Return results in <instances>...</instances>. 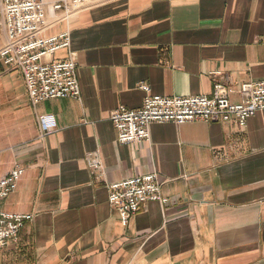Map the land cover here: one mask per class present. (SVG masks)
<instances>
[{
    "label": "crops",
    "instance_id": "0c3cea01",
    "mask_svg": "<svg viewBox=\"0 0 264 264\" xmlns=\"http://www.w3.org/2000/svg\"><path fill=\"white\" fill-rule=\"evenodd\" d=\"M67 30L80 100L33 106L21 70L0 62V178L25 169L0 212L31 217L0 264H264V110L243 129L154 123L137 144H120L110 120L143 106L141 84L173 98L224 82L240 102L243 83L264 80V0H95L47 13L45 37ZM42 115L57 124L43 138ZM151 173L170 202L147 203L124 227L107 186Z\"/></svg>",
    "mask_w": 264,
    "mask_h": 264
},
{
    "label": "built area",
    "instance_id": "2783aa9c",
    "mask_svg": "<svg viewBox=\"0 0 264 264\" xmlns=\"http://www.w3.org/2000/svg\"><path fill=\"white\" fill-rule=\"evenodd\" d=\"M94 0H1L0 30L6 32L7 44L0 50V62L15 65L24 75L29 99L33 106L62 98L81 99L78 82L77 56L71 51V36L67 30L58 36L47 38L44 30L48 12L77 14ZM65 49V59L43 62L44 56ZM145 92L143 106L130 109L121 106L112 112L110 120L117 130L120 144H137L150 140L154 123L184 124L208 122L232 124L245 128L248 120L264 110V80L246 82L238 90L241 101L230 100L231 88L224 82H216L212 96L163 97L151 93L147 84H141ZM41 137L56 129L53 116L38 117ZM93 170H100L99 158L88 157ZM25 173L20 164L0 178V199L14 193ZM164 179L157 173L136 176L113 182L107 186L109 203L118 212L120 222L127 227L134 216L147 203L170 202L162 195ZM30 216L0 212V254L10 244L18 243L21 231Z\"/></svg>",
    "mask_w": 264,
    "mask_h": 264
},
{
    "label": "rangeland",
    "instance_id": "374dc122",
    "mask_svg": "<svg viewBox=\"0 0 264 264\" xmlns=\"http://www.w3.org/2000/svg\"><path fill=\"white\" fill-rule=\"evenodd\" d=\"M93 2H95V0Z\"/></svg>",
    "mask_w": 264,
    "mask_h": 264
}]
</instances>
